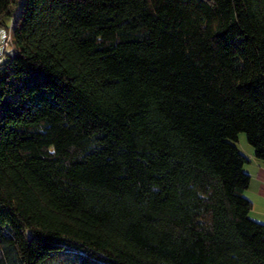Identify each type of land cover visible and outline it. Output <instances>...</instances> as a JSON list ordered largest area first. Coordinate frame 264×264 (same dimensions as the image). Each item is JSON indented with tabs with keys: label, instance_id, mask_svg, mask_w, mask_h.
<instances>
[{
	"label": "trees",
	"instance_id": "1",
	"mask_svg": "<svg viewBox=\"0 0 264 264\" xmlns=\"http://www.w3.org/2000/svg\"><path fill=\"white\" fill-rule=\"evenodd\" d=\"M0 264H264V0H0Z\"/></svg>",
	"mask_w": 264,
	"mask_h": 264
},
{
	"label": "crops",
	"instance_id": "2",
	"mask_svg": "<svg viewBox=\"0 0 264 264\" xmlns=\"http://www.w3.org/2000/svg\"><path fill=\"white\" fill-rule=\"evenodd\" d=\"M239 148L250 159L245 167V171L251 176L249 188L245 191V196L253 204L250 215L253 219L264 223V163L255 159L252 148L248 146Z\"/></svg>",
	"mask_w": 264,
	"mask_h": 264
},
{
	"label": "built area",
	"instance_id": "3",
	"mask_svg": "<svg viewBox=\"0 0 264 264\" xmlns=\"http://www.w3.org/2000/svg\"><path fill=\"white\" fill-rule=\"evenodd\" d=\"M12 46V33L11 29L0 28V64L5 56L6 50Z\"/></svg>",
	"mask_w": 264,
	"mask_h": 264
},
{
	"label": "rangeland",
	"instance_id": "4",
	"mask_svg": "<svg viewBox=\"0 0 264 264\" xmlns=\"http://www.w3.org/2000/svg\"><path fill=\"white\" fill-rule=\"evenodd\" d=\"M239 147H243L244 148V146H248V147H250V148H252L250 145H249V143L247 142V138H246V134L245 133H241L240 134V139H239V142H238V144H237ZM246 167V166H245Z\"/></svg>",
	"mask_w": 264,
	"mask_h": 264
}]
</instances>
